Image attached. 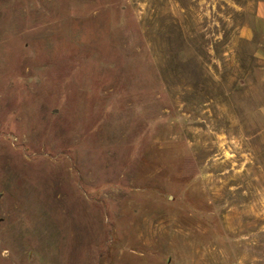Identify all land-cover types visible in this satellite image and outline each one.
<instances>
[{
	"label": "rangeland",
	"instance_id": "374dc122",
	"mask_svg": "<svg viewBox=\"0 0 264 264\" xmlns=\"http://www.w3.org/2000/svg\"><path fill=\"white\" fill-rule=\"evenodd\" d=\"M264 0H0V264H264Z\"/></svg>",
	"mask_w": 264,
	"mask_h": 264
},
{
	"label": "crops",
	"instance_id": "0c3cea01",
	"mask_svg": "<svg viewBox=\"0 0 264 264\" xmlns=\"http://www.w3.org/2000/svg\"><path fill=\"white\" fill-rule=\"evenodd\" d=\"M264 78V77H263Z\"/></svg>",
	"mask_w": 264,
	"mask_h": 264
}]
</instances>
